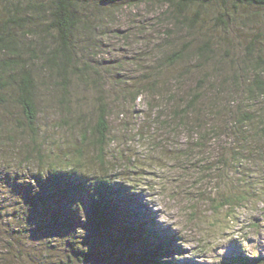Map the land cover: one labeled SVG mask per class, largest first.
Masks as SVG:
<instances>
[{"label":"trees","instance_id":"1","mask_svg":"<svg viewBox=\"0 0 264 264\" xmlns=\"http://www.w3.org/2000/svg\"><path fill=\"white\" fill-rule=\"evenodd\" d=\"M158 1L170 7L173 20L195 25L229 28L237 18L231 6L234 12H264V0ZM121 3L0 0V107L14 101L24 116L22 137L9 138L16 157L0 164V264H188L167 259L178 250L176 239L144 210L141 185L126 171L114 175L118 165L105 151L113 94L131 106L151 93L152 101L160 99L161 108L174 111L171 119L196 136L197 146L218 140L217 168L228 177L264 156V53H217L214 35L193 32L190 39L151 47V54H134L130 65L140 70L143 64L145 82L129 84V62L107 60L103 51L111 31L119 40L129 38V28L118 25ZM214 3L222 6L206 17L204 9ZM167 85L179 100L172 107ZM50 111L80 128L81 146H99L96 168L83 148L66 152L43 142L40 117ZM127 170L133 178L135 171ZM249 193L241 192L231 205L251 200ZM257 259L255 264H264V256ZM232 264L252 263L240 253Z\"/></svg>","mask_w":264,"mask_h":264},{"label":"rangeland","instance_id":"2","mask_svg":"<svg viewBox=\"0 0 264 264\" xmlns=\"http://www.w3.org/2000/svg\"><path fill=\"white\" fill-rule=\"evenodd\" d=\"M121 1L118 25L129 28V38L119 40L111 31L104 41L103 51L107 53V60L111 56L129 62L125 67L129 84L145 82L140 76L145 69L143 64L140 70L130 65L134 54L141 51L151 54V47L190 39L193 32L205 33L204 37L214 35L213 42L219 45L217 53H229V56L232 53H264V12L260 8L240 7L234 12L231 6L230 12L237 18L228 28V25L223 27L222 24L213 25V22L195 25L183 19H179L183 22L175 21L170 7L158 0ZM231 1L227 2L232 4ZM221 6V3H214L206 7L205 16L216 13ZM211 11L215 12L208 13ZM139 32L146 36L142 37ZM146 54L139 53L142 57ZM189 80L195 82L192 76ZM167 87V100L172 107L175 100H179L172 94L171 85ZM152 96L147 93L132 107L127 99L118 102L114 94L111 96L113 113L109 122L112 131L105 151L107 158L118 165L114 175L118 177L126 171L127 178L141 185L139 191L145 193L143 207H148L144 210L152 213L159 226L175 237L178 250L173 258L167 259L188 264H232V260L243 253L255 264L259 256H264V156L260 160L262 163L245 162L228 177L223 169L217 168L216 157L221 150L219 141L207 143L204 148L197 146L196 136L189 135L178 119H171L174 111L167 113L159 106L160 99L152 101ZM96 101L97 97L93 96L91 103ZM21 111L14 101H8L7 107H0V137L4 143L0 145V164L5 158L16 157L9 138L15 134L22 137L20 129L24 116ZM53 113L50 111L49 115L40 117V125L46 132L42 136L43 142L54 146V150L61 148L66 152L83 148L88 165L96 168L94 165L98 162L93 163L99 154V146L93 143L81 146L80 128H73L72 123H62L57 115H51ZM91 140L95 141L94 135ZM128 167L135 171L133 178ZM241 192H250L247 198L252 197L251 200L243 199L241 205H231L236 196H242ZM23 261L19 259L18 263L28 264Z\"/></svg>","mask_w":264,"mask_h":264}]
</instances>
